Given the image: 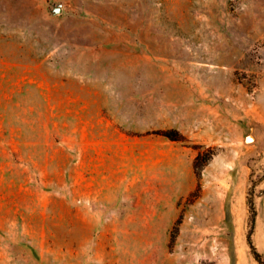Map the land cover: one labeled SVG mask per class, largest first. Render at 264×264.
Listing matches in <instances>:
<instances>
[{
    "label": "rangeland",
    "instance_id": "1",
    "mask_svg": "<svg viewBox=\"0 0 264 264\" xmlns=\"http://www.w3.org/2000/svg\"><path fill=\"white\" fill-rule=\"evenodd\" d=\"M249 197L264 0H0V264H260Z\"/></svg>",
    "mask_w": 264,
    "mask_h": 264
},
{
    "label": "trees",
    "instance_id": "2",
    "mask_svg": "<svg viewBox=\"0 0 264 264\" xmlns=\"http://www.w3.org/2000/svg\"><path fill=\"white\" fill-rule=\"evenodd\" d=\"M164 135L168 136L171 139H175V140H179V139H184V137L182 135H180V132L176 129H172V130H168L163 132ZM180 135V136H179ZM199 158V156H198ZM196 166V171L197 174L199 175L201 172V164L197 163L195 164ZM249 205H250V209L252 211V218H251V228L249 230L248 233V242L250 244L252 253L255 257V259L260 263V264H264V255L261 251H259V249L256 247V245L254 244L253 240H252V233H253V227L255 225V220H256V208H255V204H254V200L249 197Z\"/></svg>",
    "mask_w": 264,
    "mask_h": 264
},
{
    "label": "water",
    "instance_id": "3",
    "mask_svg": "<svg viewBox=\"0 0 264 264\" xmlns=\"http://www.w3.org/2000/svg\"><path fill=\"white\" fill-rule=\"evenodd\" d=\"M57 10H58V11H61V8L59 7Z\"/></svg>",
    "mask_w": 264,
    "mask_h": 264
}]
</instances>
